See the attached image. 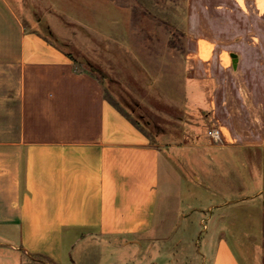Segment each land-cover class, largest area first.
<instances>
[{
    "label": "rangeland",
    "instance_id": "obj_1",
    "mask_svg": "<svg viewBox=\"0 0 264 264\" xmlns=\"http://www.w3.org/2000/svg\"><path fill=\"white\" fill-rule=\"evenodd\" d=\"M7 1L29 29L95 67L106 96L162 151L156 218L167 242L87 239L71 255L196 264L203 225L219 223L242 264H264V0H105V13L124 12L121 41L80 25L97 0ZM217 127L228 141L207 136Z\"/></svg>",
    "mask_w": 264,
    "mask_h": 264
},
{
    "label": "crops",
    "instance_id": "obj_2",
    "mask_svg": "<svg viewBox=\"0 0 264 264\" xmlns=\"http://www.w3.org/2000/svg\"><path fill=\"white\" fill-rule=\"evenodd\" d=\"M97 2L80 25L123 40V10L116 17ZM66 50L0 0V264H89L71 255L87 239L168 240L156 218L160 147ZM217 228L203 225L196 264H242ZM110 264L177 263L136 251Z\"/></svg>",
    "mask_w": 264,
    "mask_h": 264
},
{
    "label": "built area",
    "instance_id": "obj_3",
    "mask_svg": "<svg viewBox=\"0 0 264 264\" xmlns=\"http://www.w3.org/2000/svg\"><path fill=\"white\" fill-rule=\"evenodd\" d=\"M206 134L208 137H210L216 141L222 140V138H224L225 140L228 141V138H227L226 134L223 132L222 127L209 128V129H207Z\"/></svg>",
    "mask_w": 264,
    "mask_h": 264
},
{
    "label": "trees",
    "instance_id": "obj_4",
    "mask_svg": "<svg viewBox=\"0 0 264 264\" xmlns=\"http://www.w3.org/2000/svg\"><path fill=\"white\" fill-rule=\"evenodd\" d=\"M66 54L68 55V57H70L71 59L73 60H76V58L68 51H66ZM84 60V63L86 66H88V68L91 70V71H96L95 67H93L92 65H90L86 60L85 58H82Z\"/></svg>",
    "mask_w": 264,
    "mask_h": 264
},
{
    "label": "water",
    "instance_id": "obj_5",
    "mask_svg": "<svg viewBox=\"0 0 264 264\" xmlns=\"http://www.w3.org/2000/svg\"><path fill=\"white\" fill-rule=\"evenodd\" d=\"M230 56H231V58H232V60H231L232 67H233V68H236V66H237V61H238V57H237L236 53H230Z\"/></svg>",
    "mask_w": 264,
    "mask_h": 264
},
{
    "label": "bare ground",
    "instance_id": "obj_6",
    "mask_svg": "<svg viewBox=\"0 0 264 264\" xmlns=\"http://www.w3.org/2000/svg\"><path fill=\"white\" fill-rule=\"evenodd\" d=\"M204 46V43H202L200 48L202 54H206V48Z\"/></svg>",
    "mask_w": 264,
    "mask_h": 264
}]
</instances>
